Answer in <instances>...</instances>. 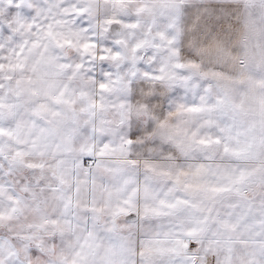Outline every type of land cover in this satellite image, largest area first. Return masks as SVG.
I'll list each match as a JSON object with an SVG mask.
<instances>
[{"label": "snow or ice", "instance_id": "1", "mask_svg": "<svg viewBox=\"0 0 264 264\" xmlns=\"http://www.w3.org/2000/svg\"><path fill=\"white\" fill-rule=\"evenodd\" d=\"M0 264H264V0H0Z\"/></svg>", "mask_w": 264, "mask_h": 264}]
</instances>
